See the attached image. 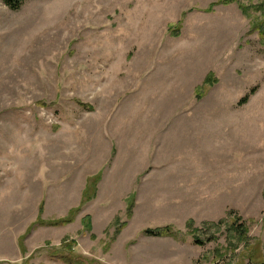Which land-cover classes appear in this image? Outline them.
<instances>
[{
  "label": "rangeland",
  "instance_id": "rangeland-1",
  "mask_svg": "<svg viewBox=\"0 0 264 264\" xmlns=\"http://www.w3.org/2000/svg\"><path fill=\"white\" fill-rule=\"evenodd\" d=\"M262 31L264 0L0 1V264L264 260ZM110 167L189 171V199L164 223L114 186L56 225Z\"/></svg>",
  "mask_w": 264,
  "mask_h": 264
},
{
  "label": "crops",
  "instance_id": "crops-1",
  "mask_svg": "<svg viewBox=\"0 0 264 264\" xmlns=\"http://www.w3.org/2000/svg\"><path fill=\"white\" fill-rule=\"evenodd\" d=\"M156 169L158 168H151V169L147 168L146 170L142 169L139 171L127 170L126 172L116 171L114 172V176H113V168L110 167L107 170H105L104 174L101 171L97 173L89 174L85 177L84 183L80 186L81 196L78 205H80L82 199V193L87 185V180L99 176L100 180L96 186V194L94 198L91 201L87 202L85 205L87 215L89 218L91 217L92 220L94 219V216L98 214L100 215V217H107L111 214L113 215V189H115L113 187L117 186L118 188L120 186L126 185V187L128 186L131 188L129 195H133V194L137 195V193H139L138 197L135 200L136 203L135 205L137 206L139 204L140 198L142 200L140 201L139 205H141V202L148 201L149 203L148 207L151 208L154 207L153 204L151 203L154 202L155 200L163 199V201H167L169 204H167L166 208L169 210L170 213L166 215L168 220L164 221V223L166 222L174 223V221H170L171 220L170 215L176 216L175 213L176 202H179V200L181 199V193H179L178 195L175 194V192L176 189L180 188L181 190V187L185 185L186 186L185 192L187 193L186 199H189L188 193L190 192L188 188L190 184H193L191 183L190 179H188V177L191 175V172L160 171ZM156 174H161L163 176L156 178ZM106 176H109L111 179L109 180L108 185L105 187L104 184H105ZM134 177L136 179V184L135 181L133 180ZM155 191L160 192L161 195L159 197H156L157 194H154V196H152V194ZM126 199L127 197L124 198V200ZM95 208H99L98 212L95 211ZM119 211L120 210H118L117 213ZM112 221H113V216L111 217L108 223H111ZM167 224H171V223H167Z\"/></svg>",
  "mask_w": 264,
  "mask_h": 264
},
{
  "label": "trees",
  "instance_id": "trees-1",
  "mask_svg": "<svg viewBox=\"0 0 264 264\" xmlns=\"http://www.w3.org/2000/svg\"><path fill=\"white\" fill-rule=\"evenodd\" d=\"M0 1L9 9L16 11L21 7L24 0H0ZM261 33L264 37V31H262ZM245 102H246V98H243L241 103L244 104ZM99 180H100L99 176H96L94 178H90L87 180V185L85 187V190L82 193V199L80 202V207L72 210L71 214H69V216L66 219H63L60 222H56V225H64V224L71 223L73 221L74 216L79 212L80 208L84 204H86L87 202L91 201L94 198V196L96 194V186H97V183L99 182ZM219 224H221V222H219L217 224H213L212 227H218ZM233 229H236V231L239 229V231H241L242 226L234 224L232 227H230V230H233ZM193 232L196 233L197 231L194 230ZM244 232H245V230H244ZM146 233H148L152 236H156V237L173 236V234H171V232H170V228H168V227L164 228V229H155L153 231L148 230V232H146ZM196 242L198 244H203V242H201L199 240H196ZM74 257L75 256H70L67 258V260L70 264H87V263H82L81 261H79L77 258H74ZM253 264H264V260L256 261Z\"/></svg>",
  "mask_w": 264,
  "mask_h": 264
}]
</instances>
